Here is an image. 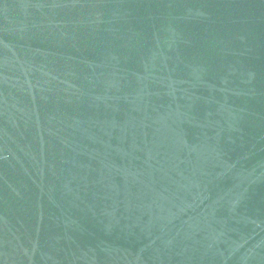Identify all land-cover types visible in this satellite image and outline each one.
<instances>
[{
  "label": "water",
  "instance_id": "obj_1",
  "mask_svg": "<svg viewBox=\"0 0 264 264\" xmlns=\"http://www.w3.org/2000/svg\"><path fill=\"white\" fill-rule=\"evenodd\" d=\"M0 264H264V0H0Z\"/></svg>",
  "mask_w": 264,
  "mask_h": 264
}]
</instances>
